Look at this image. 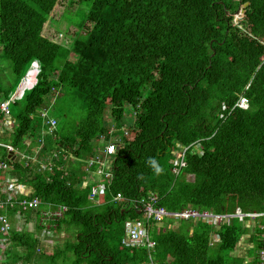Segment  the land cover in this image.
Returning <instances> with one entry per match:
<instances>
[{
	"label": "trees",
	"instance_id": "1",
	"mask_svg": "<svg viewBox=\"0 0 264 264\" xmlns=\"http://www.w3.org/2000/svg\"><path fill=\"white\" fill-rule=\"evenodd\" d=\"M0 57L16 84L36 69L35 83L9 100L22 104L0 142L21 149L34 136L33 113L47 119L58 98L82 111L70 128L41 122L34 136L78 164L66 176L11 161L0 146L31 187L27 199L56 205V227H77L55 255L70 251L74 264H264V215H233L264 212V0H0ZM93 174L101 210L87 200ZM147 202L231 216L148 219L153 247L123 246V221L145 219ZM4 210L11 218L16 208ZM244 235L245 262L231 254ZM8 236L23 253L5 249L6 264L41 256L34 232L0 230L3 243Z\"/></svg>",
	"mask_w": 264,
	"mask_h": 264
},
{
	"label": "rangeland",
	"instance_id": "2",
	"mask_svg": "<svg viewBox=\"0 0 264 264\" xmlns=\"http://www.w3.org/2000/svg\"><path fill=\"white\" fill-rule=\"evenodd\" d=\"M56 23H57V26L62 25L61 23H63V19H61L59 22H57V21L54 22V25H56ZM66 23L63 25L64 27L66 26ZM30 70L31 69L27 70V72H25V75L29 76V77H32L33 74H35L36 69L32 70V73H29ZM13 78L14 77L12 76V73H11V70H10L9 61L6 60L3 57H0V95H1V93L3 91H11V92H13V90L17 86V84L13 81ZM25 82H26L25 80H22L21 83H25ZM21 88L22 87L16 88L15 93H12V94L19 93V90ZM56 92L58 93V91H56ZM20 96L21 95L19 93L16 97L19 98ZM21 104L22 103H19V104H17L15 106V105H12L11 101H8V106L7 107L11 110V113L10 114H6L4 116V117H6L8 115V124H6V128H5V126L1 125V128H3L1 131L9 132V131L13 130V127H14V115L18 111V109L20 108ZM239 105L244 107L246 105V103L244 101H242V102L239 103ZM77 108L78 107L76 105V102L73 99L58 98V100L50 107V109L48 111L46 110V114L48 116H51L53 118V120L55 121V126L53 128L59 127L60 125H64L65 128L68 129V128L71 127L70 124H72V122H74L77 119V117L82 113V111H81V113H80V111L78 112ZM126 111H127V109H125V112ZM0 122H2V121H0ZM41 122H42V118L37 117L36 114L33 113L32 119H31V123H32V126L34 127L33 130H32V133H33L34 136L38 135L37 130H38V128H40V123ZM4 135L5 134H1V137L4 136ZM27 136L28 135H26L25 137H27ZM34 136L28 138L27 139L28 141H24V140L22 141V143H25V144H27L29 146L28 147L29 150H31L32 148H36V146L38 145V140ZM46 138H48V137H46ZM56 157H58V156H56ZM56 157H52V159H55ZM41 159L44 160V158H41ZM79 159L81 161L82 157H80ZM174 159L176 160V158H174ZM73 161H75L74 158H73ZM68 162H69V165H67V168L71 169V165L72 166H76L75 169L79 168L78 164L72 163L71 161H69V159H68ZM98 171H99V168L96 169V172H98ZM186 178L187 179H191L192 176L190 174H188ZM8 180H9L8 177H2L0 182H6V181L8 182ZM90 180L93 181V182L95 181L97 183H100L102 178L97 176L96 174H93L92 176H90ZM1 186H4L3 183H1ZM13 187H14L15 190H20L21 192L24 189V187H21L18 184H14ZM99 187H100V184H99ZM14 189H12V191H14ZM94 199H95L94 202L92 203V201H90V204H92V206H94L93 207L94 209L101 210L102 209V204L105 201V196H104L103 191L98 189V192L95 195ZM199 215L194 214L192 212L191 216L198 217ZM18 216H22V215H20V214L17 215V211H15L14 215H13V218H12L13 222L11 221V224L13 225V229H16V227L19 224L23 225L25 229L26 228L27 229H32L33 225H29L30 223H28V225L26 226L25 225V223H27L26 220H22L21 218L19 219ZM180 216H182V215H180ZM175 217H178V216H175ZM207 217H210V216H207ZM216 218H219V217H216ZM44 224L45 223L42 222L43 228L34 229L35 230L34 236L37 238V245L36 246L40 247L42 254H41V256L38 259H37V254H36L35 258L32 259L31 262H28V263L29 264H38V263L39 264H74V263H72V260H71L72 259V255H71L72 253H70V251H65V252H63L64 254L63 253H59V256L55 255L54 253H56V251L59 250V248L63 246L62 243H63L64 240H68V239L71 238L72 233H74V231L77 229V227L74 224H69V226H66L64 224V225H62V227H60V228H55L54 227L52 229V231H50L47 228L44 229ZM121 226H122V224L119 223V222L114 223L113 225H111V228L108 231L112 232V234H111L112 238H115L117 236V234H118L117 231L119 230V228ZM21 229H23V228H21ZM6 232L7 231H5V232L2 231L3 234H5ZM5 235L6 236L9 235V233L8 234L6 233ZM2 238H0V242L3 240ZM245 238L246 237L244 235L241 238V240H239L240 241L239 245L235 248L234 252L233 251L231 252V254L239 256V258L242 259L244 262L245 261H249V259H247L246 253L244 254L245 248L247 246V241H245L246 240ZM10 242L11 241L9 240V236H8L5 239L3 244L0 243V264H6L5 263V261H6L5 258L7 257V255H5V253H4L5 249H8L9 251H14L17 255H21L23 253V247L16 246L14 244H12V246H11ZM114 242H115V239H114ZM11 243H13V242H11ZM57 246H58V248H55ZM51 252L53 253L54 257L49 259L47 257V254L51 253Z\"/></svg>",
	"mask_w": 264,
	"mask_h": 264
},
{
	"label": "crops",
	"instance_id": "3",
	"mask_svg": "<svg viewBox=\"0 0 264 264\" xmlns=\"http://www.w3.org/2000/svg\"><path fill=\"white\" fill-rule=\"evenodd\" d=\"M47 117H49V116L47 115ZM43 122L45 124H47L45 122V120H43V118H42V123ZM7 124H8V121H7ZM5 128H6V126H5ZM1 129H3V128L0 127V131H1ZM52 137H53V135H52ZM28 138H30V137L29 136L24 137L22 139V141L23 140L28 141L27 140ZM36 139L38 140V138H36ZM48 140L49 139L46 137L44 139H39L38 145L36 146V148H32L31 150H29V148H28L29 146L25 143H22L23 147L21 149L13 148L9 143H6V142H0V146L3 147V145H1V144H8L10 147L9 149H6L3 147L5 149V154H7L8 151H11L12 156H16L17 157L16 161H18L20 164H24V162L26 163L28 161H32V165L30 166L32 169L35 168L36 170H39V168H43V169H46L47 171H51V172H54V171H52L53 168L54 169H59V168L61 169L62 168L61 169L62 174H60V176H66L69 173L67 170L68 168H66L67 165H69V162H68L69 156L68 155H62L60 157V160H58V157H56V156H59L58 155L59 152H57L56 150H53V148H50L51 146L47 145ZM44 146L48 147L47 150H45L43 148ZM51 156L56 157V158L52 159ZM41 158H44V160H42ZM8 159H10V158H8ZM10 160L12 161V159H10ZM4 163H5L4 167L0 168V180L2 179V177H6V176H8L11 180H8V182L7 181L6 182H0V197H2V198L10 197V199L12 201L16 202L15 205H13V206L16 208L15 211H17V215H19V214L22 215V216H18L19 219L21 218L22 220H26V222H27V223H25L26 226L28 225V223H30L29 225H33L32 229H27V228L25 229L23 225L19 224L15 230L31 231V232H34V234H35L34 229L43 228L42 222L45 223L44 229L47 228L50 231H52V229L54 227L55 228L62 227V226H60V227L55 226L56 222L54 220H56L57 218L54 217V215H52V214L58 213V211L56 209H54L56 205H51L49 203L42 204L43 202L37 196L32 197V198H35L37 201L36 205H34V206H20L18 204L20 201H26V200L32 199V198L27 199V196L29 195V192L31 191V187L28 184H26L25 178L22 177V174L19 175V177L17 175H14L12 173L13 172L12 166L10 164H6L5 161H4ZM178 164L181 165V161H179ZM83 169H84V167H83ZM1 183H3L4 186H1ZM14 184H18L19 186L24 187L22 192L20 190H15L13 187ZM12 189H14V191H12ZM95 195L96 194H94V196L92 198H89V195H88L87 200L89 202L92 201V203H93L95 200L94 199ZM39 202L41 203V205H38ZM27 208H30V209H27ZM5 209H7V208H5ZM24 209H27V210H24ZM13 215H14V213L12 214L11 218H8L6 213H4V217L6 218L7 226L5 228H3L1 230V232L7 231L6 233L8 234L9 230L11 228L13 229V225L11 224ZM61 225H64V224L61 223ZM21 228H23V229H21ZM122 234H123V232H122ZM0 243L3 244V242H0ZM27 264H29V263H27Z\"/></svg>",
	"mask_w": 264,
	"mask_h": 264
},
{
	"label": "built area",
	"instance_id": "4",
	"mask_svg": "<svg viewBox=\"0 0 264 264\" xmlns=\"http://www.w3.org/2000/svg\"><path fill=\"white\" fill-rule=\"evenodd\" d=\"M23 80L27 81L24 84V86L27 85V84L32 85V84L35 83V79L34 78H31V77L26 76V75H24ZM20 87L23 88V86H20ZM22 88L19 90V93H21ZM19 93L12 94L9 99L13 98L15 95H18ZM8 101L9 100L5 99V98L4 99L3 98L0 99V112L2 113V118H3V120H1L2 122H0V123L3 126H6V124H7V120H6L7 116L6 117H4V116L6 114H9V109L7 107L8 106ZM242 101L245 102L244 99H240L239 103L242 102ZM44 114H45L44 112L40 113L41 116H43ZM45 122L48 125L54 124L53 118H50V117H47V119H45ZM1 145H3V147L6 148V149L10 148L8 144H1ZM113 145H114L113 142H111L109 144L108 143L105 144V148H104L105 153L112 152ZM4 165H5L4 161L2 159H0V168H3ZM99 171H100V168H99ZM6 177H8V176H6ZM9 180H11V179L9 178ZM97 188H99V184L98 183H96L95 185H92L90 187L89 198H92L94 196V194L97 192ZM100 188H101V185H100ZM119 197H120V194L119 193H115L114 199L118 200ZM15 203L16 202L12 201L10 199V197H5V198L0 197V210L3 211L7 207H11V206L15 205ZM36 203H37L36 199L32 198L30 200L20 201L18 204L20 206H34V205H36ZM150 204H151L150 202H147L140 208V210L143 213L145 219H142V220L141 219H137V220L126 219L123 222V234H122L121 239H120V243L123 246H125V247H132V246L133 247H144L146 249L153 247L154 241L148 236V232H147L148 223L146 224V222H144V221H146L148 219H151V220H154V221H159V218L161 216H172V217L178 216V217H181L180 215H182V216L186 217V216H191L192 215L191 211H184V212L165 211L162 208H156V207H153ZM61 208L64 209L63 206ZM193 213L197 214L196 212H193ZM55 214H57V213H55ZM259 214L264 215V212L263 211L259 212V213H239V212H237V213H235L233 215L234 216L237 215L238 219H241L244 215L255 216V215H259ZM201 215L207 216V214H201ZM229 216H231V215H222V216L221 215L220 216L217 215V216H213V217L228 218ZM6 226H7V224H6V218L4 217V213L0 212V228L2 229V228H5ZM258 254H259V258L261 260H263V258H264V238H263L262 247L258 250Z\"/></svg>",
	"mask_w": 264,
	"mask_h": 264
},
{
	"label": "clouds",
	"instance_id": "5",
	"mask_svg": "<svg viewBox=\"0 0 264 264\" xmlns=\"http://www.w3.org/2000/svg\"><path fill=\"white\" fill-rule=\"evenodd\" d=\"M29 69H35V66H33V65H30V67L27 69V70H29ZM27 70L25 71V72H27ZM25 72L23 73V75H22V77L20 78V80H19V82H18V84H17V86H16V88H20V86H23V88H22V90L24 89V88H26V87H29V86H32V85H29V84H27V85H25L24 86V84L27 82L26 80V82L25 83H21L22 82V80H23V78H24V75H25ZM30 73V72H29ZM31 78H34L35 79V74H33V76L31 77ZM16 88L14 89V91L13 92H11V95H12V93H14L15 92V90H16ZM22 92V91H21ZM21 94V93H20ZM15 96H17V95H15ZM14 96V97H15ZM13 97V98H14ZM4 99V98H3ZM8 100H11V99H8ZM246 103V102H245ZM9 109V108H8ZM1 120H3V118H2V116H1V118H0ZM0 120V121H1ZM6 120L8 121V115H7V118H6ZM1 123H0V127H1ZM3 126V125H2ZM107 154H109V153H107ZM176 162H177V158H176V160H175ZM149 164L152 166V168L154 169V171L157 173V174H159L161 171H162V169L159 167V166H157V163H156V161L154 160V159H150L149 160ZM197 213V215H199V213L198 212H196ZM237 213V212H236ZM239 213H241V212H239ZM204 214H206V213H204ZM233 214H235V213H233ZM199 216H201V214L199 215ZM207 216H210V217H213V216H217V215H213L212 216V214H207ZM235 216H237V215H235ZM238 217V216H237ZM242 219V218H241ZM124 222V221H123ZM3 229V228H2ZM1 228H0V230H2ZM122 229H123V227H122ZM149 231H150V229H149V227L147 226V232H148V236L149 237H151L150 236V234H149ZM3 234V233H2ZM2 242V241H1Z\"/></svg>",
	"mask_w": 264,
	"mask_h": 264
},
{
	"label": "water",
	"instance_id": "6",
	"mask_svg": "<svg viewBox=\"0 0 264 264\" xmlns=\"http://www.w3.org/2000/svg\"><path fill=\"white\" fill-rule=\"evenodd\" d=\"M6 157L16 161L17 160V157L16 156H12V152L11 151H8L7 154H6Z\"/></svg>",
	"mask_w": 264,
	"mask_h": 264
},
{
	"label": "bare ground",
	"instance_id": "7",
	"mask_svg": "<svg viewBox=\"0 0 264 264\" xmlns=\"http://www.w3.org/2000/svg\"><path fill=\"white\" fill-rule=\"evenodd\" d=\"M30 72V71H29Z\"/></svg>",
	"mask_w": 264,
	"mask_h": 264
}]
</instances>
